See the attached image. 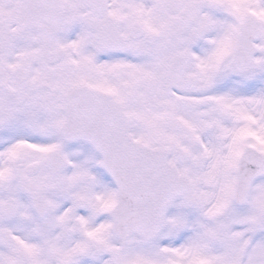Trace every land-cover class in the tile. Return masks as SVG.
<instances>
[{"label":"snow or ice","instance_id":"obj_1","mask_svg":"<svg viewBox=\"0 0 264 264\" xmlns=\"http://www.w3.org/2000/svg\"><path fill=\"white\" fill-rule=\"evenodd\" d=\"M0 264H264V0H0Z\"/></svg>","mask_w":264,"mask_h":264}]
</instances>
